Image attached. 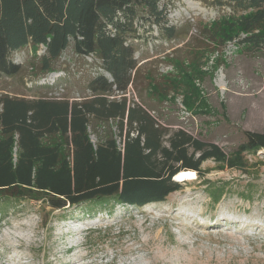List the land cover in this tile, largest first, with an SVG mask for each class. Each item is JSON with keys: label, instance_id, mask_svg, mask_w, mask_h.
Listing matches in <instances>:
<instances>
[{"label": "rangeland", "instance_id": "374dc122", "mask_svg": "<svg viewBox=\"0 0 264 264\" xmlns=\"http://www.w3.org/2000/svg\"><path fill=\"white\" fill-rule=\"evenodd\" d=\"M165 2L173 38L141 15L134 21L128 41L140 70L128 97L150 107L166 129L182 128L217 144L224 159L204 161V179L194 173L164 200L142 206L109 203L88 216L79 208L52 210L21 199L0 216V264H264V149L253 153L242 146L246 131L264 132V50L239 44L245 34L227 7ZM210 31L215 41L207 38ZM43 50L13 51L22 70L0 79V91L69 98L88 93L85 80L101 71L92 55L69 46L52 71L37 73ZM149 77L171 79L174 90L148 93ZM202 180L230 190L211 206ZM248 185L255 187L250 201L240 196Z\"/></svg>", "mask_w": 264, "mask_h": 264}, {"label": "trees", "instance_id": "16d2710c", "mask_svg": "<svg viewBox=\"0 0 264 264\" xmlns=\"http://www.w3.org/2000/svg\"><path fill=\"white\" fill-rule=\"evenodd\" d=\"M163 1L0 0V79L21 73L13 51L28 47L35 54L40 45L37 73L52 71L69 46L76 54L92 55L101 69L85 80L88 93L78 98L0 91V216L21 199L52 210L79 208L88 216L109 203L160 202L181 188L174 179L178 172L192 170L204 179L202 163L224 159L217 144L182 128L166 129L150 107L128 97L140 70L128 41L135 19L141 15L166 38L175 36L174 27L165 25ZM201 1L229 8L245 34L239 44L264 50V0ZM211 33L207 38L215 41ZM173 85L171 79L149 77L145 87L158 97ZM245 136L247 151L264 149V132ZM202 185L211 206L230 190L222 183L202 180ZM249 185L240 193L243 200L252 198L255 187Z\"/></svg>", "mask_w": 264, "mask_h": 264}, {"label": "bare ground", "instance_id": "6f19581e", "mask_svg": "<svg viewBox=\"0 0 264 264\" xmlns=\"http://www.w3.org/2000/svg\"><path fill=\"white\" fill-rule=\"evenodd\" d=\"M193 175H194V171L192 170H182L174 176V179L178 181H183L185 179L192 178Z\"/></svg>", "mask_w": 264, "mask_h": 264}]
</instances>
